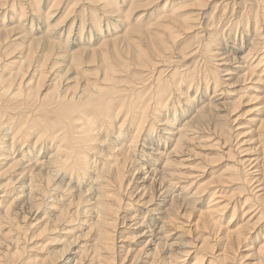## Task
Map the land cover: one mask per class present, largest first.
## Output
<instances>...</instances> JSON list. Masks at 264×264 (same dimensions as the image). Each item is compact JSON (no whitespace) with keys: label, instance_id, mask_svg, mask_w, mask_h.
<instances>
[{"label":"bare ground","instance_id":"obj_1","mask_svg":"<svg viewBox=\"0 0 264 264\" xmlns=\"http://www.w3.org/2000/svg\"><path fill=\"white\" fill-rule=\"evenodd\" d=\"M57 1L0 0V49L13 34L11 39L22 50L11 52L16 55L3 64L0 54V264L15 260L22 242H31L30 236L20 233L17 215L23 221L28 219L22 223L25 230H33L32 242L38 241L35 247L42 249L48 241L60 246L55 253L54 249L48 253L61 252L59 264H122L131 254V264L150 255L148 264H180V258L191 249L178 242L175 231L180 224L171 210L176 204L185 209L190 203L203 204L205 199V213L201 210V214L217 226L221 220L215 219L223 211L219 187L224 188L218 176L206 183L197 180L199 174L184 171L183 155L192 152L191 146L203 137L205 128L213 127V134L220 132L225 111L234 102H229L230 98L234 100L235 93L240 96L247 87L240 92L232 89L253 81L255 68L264 70V55L257 49L264 35V19L258 21L259 6L253 18L249 12L245 22L238 15L234 21L229 19L234 27L220 36L221 17L215 10L234 8L236 0H198V12L189 25V32L193 30L198 40L190 52L183 53L176 51L182 46L177 41L136 44L146 28L129 26L122 40L127 45H116L117 37L104 38L117 29L114 24L124 27L119 10L139 6L137 0H103L97 6L94 0H86L88 14H95L90 18L77 15L65 29L50 26L55 18L51 12L61 4ZM43 4L49 8H41ZM162 8L164 13L155 22L161 29L165 27L160 21L170 16L168 5ZM161 32L159 37L164 35ZM225 37H241L237 45L230 41L234 45L230 50L239 57L230 56ZM198 64L207 70L201 72ZM257 76L264 82L263 75ZM261 117L255 125L257 135L249 140L258 142L260 148L264 142ZM256 148L244 149L238 163L247 173L244 180L251 185V192L263 195L259 162L264 156L249 154ZM232 167L237 176L240 170L235 164ZM136 175L137 185L131 188ZM155 179L158 192L149 196ZM125 195L128 200L123 199ZM154 199L159 208H149L146 214L131 211L121 217L123 225L131 223L127 226L134 231L121 238H136L137 244L135 249L116 245L120 259L116 262L112 253L119 211L129 212L134 203L143 201L145 206ZM248 201L240 215L242 224L229 231L232 241L228 245L246 243L261 219L258 214L251 216L256 209ZM150 214L153 221L145 223ZM57 231L60 234L52 237ZM262 234V238L259 233L247 242L251 247L254 240H262L247 250L255 257L249 264H264ZM202 243L200 248L206 242ZM151 250L153 254H149ZM205 250L209 251L207 246ZM158 252L161 261L154 258ZM28 257L27 263L48 264L47 256ZM203 261V256H198L192 264Z\"/></svg>","mask_w":264,"mask_h":264},{"label":"rangeland","instance_id":"obj_2","mask_svg":"<svg viewBox=\"0 0 264 264\" xmlns=\"http://www.w3.org/2000/svg\"><path fill=\"white\" fill-rule=\"evenodd\" d=\"M101 1L103 0H94L93 2L94 6H97V4H99ZM117 1L119 2L120 0H117ZM221 1L223 0H215L214 3L221 2ZM137 2L139 6H134L129 11H128L129 6L128 8L122 11L119 10L120 13H122L121 15L125 21L124 27L120 28L114 24V28H117V29L114 30L113 33L105 35L104 38L114 39V37H117L115 41L116 45H127L122 40L124 38L126 30L130 26L132 28H143V29L146 28L144 29V32L141 35H139L136 44L176 42L177 41L179 42V44L182 43V46H180L178 50L176 48V51L183 52V53H188L195 47L198 39L195 38L194 36L195 32L193 30L189 32V27H190L189 25L191 24L192 20L194 21L195 15L198 12L196 10V8L198 7V3H199L198 0H137ZM229 2H232V0H230ZM59 3H61L60 6L58 8H53V11L51 12V15H54L55 18L52 19L50 26H53L55 29L59 27L60 28L64 27V29L65 27L67 28V26L72 24L73 22L72 19H75L77 15L81 17L87 16V18H90L92 14H95V11L92 12V14L91 13L88 14V10H87L88 5L86 4V0H58L57 5ZM52 4L53 2L51 3V5ZM263 4H264V0H236V5L234 8L232 7V5H230V6H227L226 11L220 10L221 8L216 9L215 15H217L218 17H221L219 22L222 25V28L220 29L221 32L219 33V35L222 36L224 35V33L225 34L228 33L229 30H231L234 27V26L232 27L231 25H229V21H232V20L234 21L237 15L239 17H242L243 22L246 21L249 15V12H250V15L252 16L251 18H253V16L255 15L258 9L257 8L258 6H259L260 11L262 12V13L259 12L260 14L258 17V21L260 22L261 19L263 20L264 19ZM164 5L165 6L168 5V8L166 9V11H169L170 16L167 19L160 21V24L163 27H165L161 29V27L159 28L155 25V22L160 17V15L164 13V9L162 8ZM41 8L48 9L49 7H48V4H43ZM91 8H94V7H91ZM232 12L234 13L232 14ZM45 21L47 20L45 19ZM253 23L254 22L251 21V24ZM231 24H234V23H231ZM101 25H103L102 22H101ZM148 25H151L150 28H148ZM263 30H264V27H263ZM161 31H164V35L159 37V35L162 33ZM263 34H264V31H263ZM93 35H97V34H93ZM246 35H245V39H247V36L248 37L253 36L254 33L252 32V34L248 33V35L247 36ZM12 36L13 34L10 35V38L6 40V42L4 43L5 45L2 46L0 49V54H2L3 56V58L1 57L2 64L5 63L6 60L8 61L9 58H13L14 55H16L14 54L12 56V54H10L11 52L15 53V52L22 51L21 48L18 46V42L13 41L14 38L11 39ZM226 40L229 41V48L227 50H230V47L234 46L233 44L236 43L235 45H237L238 43L242 42L241 37L226 38ZM230 41L233 42V44L230 43ZM98 43H99V40L95 45H97ZM168 45L172 47L173 44L169 43ZM234 48H237V46H235ZM257 49L260 55H264V35L261 36ZM236 53L237 52H232V50L229 51L230 56L233 54L234 56L239 57V55H237ZM198 65H199L198 67L201 69V72H204L202 69L204 68L206 69V67L205 66L203 67L201 64H198ZM232 65H234V63ZM258 74L261 76L263 75L262 77H264V70L262 66L260 68L259 67L255 68V74L254 76L251 77L253 78V81L247 80L246 83L242 82L237 88L232 89L236 92H240L241 88L245 86L247 87L245 91L241 93L240 96H236L237 93H235V96L233 97L234 100L230 98L229 102L230 101L235 102L237 98L238 100L237 102H235L236 104L233 102V103H230V105L227 107L225 111L226 116H225V119L222 120L223 126H221L222 128H220V132H218L217 134H213L212 133L213 127L205 128L202 134L203 135V137L201 138L202 140L201 139L196 140V142L193 143V145L191 146L192 148H190V150L193 149L192 152L190 151L191 153H186L184 155L181 154L183 155V157H185V159L183 160V167H182V168L186 167V169H183L184 171L190 170L193 174H196V175L199 174L197 180L201 182H206V183L209 182V180H211L212 177L218 176L221 178L220 181L223 182L221 185L224 188L219 187V189L222 191L220 195L223 197V199H220L219 201L222 202L221 209H223V211H221L218 214L220 215L219 216L220 218L218 217L215 219V220L217 219L221 220L219 221L217 226H214V224L211 221H209L210 219L206 215H202L203 213H205L204 212L205 210L204 208L206 207L205 199L203 201L204 205L202 203L201 204L197 203L196 205L193 203H190L189 206H187L184 209L180 203V204H176V206L171 210L172 211L171 213L173 214L174 219L176 220L178 224H180L179 225L180 227L178 226L179 228H176L177 231H175L177 234V237L179 236L178 242L180 244L185 243L184 245L189 246V248L191 249V250H187L188 253L183 255V258H180L181 260L180 264H190V263L192 264L195 261V259L198 258V256H203L204 261L202 264H210L211 262L213 264H249L250 261H252L253 263L255 259V257L251 258L250 256L251 252L248 253L247 250H253L256 246H258V244L256 243L260 244V241H262L260 240V238H262V235H263L262 233H264V200L262 201L260 200L264 199V193L262 195V192L261 193L258 192L257 195H254V192L256 191L251 192V185L247 184V180L246 182L244 180V179H247L248 177L247 173L246 171H243L242 169H240L239 166H241V164L238 163V160L242 158L243 150L248 149V148L257 147L256 151L254 150L253 152H249L251 156L255 157L256 155V157L260 156V158L264 156V142L262 143L261 145L262 147L260 148V144L258 142H254L255 140L253 141L254 143H251L252 141H249L252 137L257 135V133H254V130L256 129L255 125L257 124V121H259L262 118L261 116H264V110H261L263 106L262 104L264 103L262 99L263 97L262 88H264V82L263 80L261 81L258 80V76H257ZM255 86L259 88L253 89ZM193 94L195 95V93ZM209 132H211V134ZM219 133H221L222 135H220ZM209 136H210V139H208ZM231 149H233L234 151ZM232 153H234L235 156ZM234 164L240 170L237 176H234L235 172H234V169H232L233 168L232 166ZM259 167L262 171V174L264 175V160L263 159L259 162ZM230 175H232L233 177L232 179L230 178ZM138 177L139 175L134 176L135 179H133L131 188L137 185L136 178ZM262 179H263L262 184H263V189H264V176ZM152 183L154 184H152L151 186V190H150L151 192L147 194L149 196H152V195L155 196L158 192V183L156 179H155V182L153 181ZM155 183L157 184L155 185ZM147 195L146 197H144V199L146 200L149 197ZM123 199L128 200L127 195H125ZM170 199L171 198L169 197V200ZM246 199H250V201H248L247 204L248 203L252 205L255 204L253 209H256V212L253 213L251 216H254L256 214H258V217L261 216V219L258 221V225H256L257 226L256 229L254 230L253 228L254 231L251 234H249V236L247 235L248 237L247 242L251 243V240L255 238L256 234L258 235L259 233H260V238L257 240V242L254 240L253 242L255 243L251 247L246 246L247 242L241 245L240 247H238L237 243L235 242H229V245H228L227 242L232 241V239L228 237L229 231L235 230L236 228H238V226L242 224L240 223V220H241L240 218L242 217L240 215L243 211L242 209H243L244 204L246 203ZM151 203L149 205L144 206L143 201H142L141 203L139 202L137 204L134 203L135 204L133 205L134 208L130 209L129 212L123 211V210L119 211L118 213L119 216L117 217L118 221L114 229L115 230V235H114L115 240H114L113 245L115 246V251H113L112 253V256L115 258V261L120 260L116 253V250H117L116 245L131 246L135 249L136 247L135 244H137L136 238H134V240H131L133 237H129L128 241L127 240L125 241L123 238H121L122 235L131 232V228H128L127 226V224L131 225V223L126 222L123 225L121 217L124 216L125 213H130L131 211L132 212L138 211V213L146 214V212L150 211V209L159 208L156 206L158 203L156 199H154L153 202ZM17 218H18L19 223L21 224L19 226L20 233L27 234V237L30 236L31 242H32L33 237L31 234L33 230H25L24 228L25 227L24 223H26L28 219L23 221L19 218V215H17ZM150 220L153 221V216H151V214L146 219L145 223L150 222ZM125 225L127 227H124ZM53 233L55 234L52 237H54L57 234L58 235L60 234L58 231L53 232ZM204 239L206 241H204ZM35 240L36 239H34L32 243L29 240L22 242L24 246L23 245H22L23 247L20 246L21 253L17 254L16 259L15 260L11 259V261L7 259L6 261L2 263L3 264H31V263H27L29 261L28 256L38 254V256H42V255L47 256L48 259L46 261H48L47 262L48 264H52L51 263L52 261H54L53 264H59L56 261L60 260L59 257L62 255V253L60 252L57 255L56 254L53 255L52 253V255L50 256H48V253L51 251L50 249H54L55 250L54 253H55L56 251L60 249L58 248L60 246L58 245L53 246L54 243L50 245L51 242L48 241L46 242L47 244H45L47 246L46 247L44 246L42 247V249H40L39 245L35 247L36 242H38ZM43 240L44 239L40 240L39 242L42 243ZM202 242L204 243L206 242L208 245L205 243V246L200 248V246L203 244ZM206 246H207V249H209L208 252L205 250ZM215 247H218V248H215ZM37 248H39L40 250ZM14 252L15 251L12 250L11 253H14ZM152 252L153 250H151L149 254H153ZM225 253L229 255L226 259H223L222 255H225ZM128 257H127L128 259L126 258L128 261L125 259L124 262H122V264L132 263V261H129L130 259L132 260V254L129 255ZM152 257L153 256L150 255L149 258L143 259L142 262H140L139 264H148V262L151 261L149 259H151ZM154 258H156L155 260L157 261H161L162 254L158 252L156 255H154ZM219 259H223L224 261L219 260ZM245 259H247V261ZM120 262L121 261H118L117 264L118 263L120 264ZM160 264H163V263H160Z\"/></svg>","mask_w":264,"mask_h":264}]
</instances>
